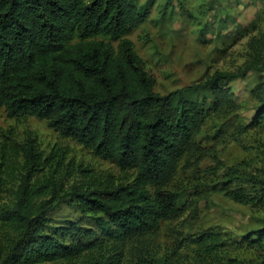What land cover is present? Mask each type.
Masks as SVG:
<instances>
[{
  "label": "trees",
  "instance_id": "trees-1",
  "mask_svg": "<svg viewBox=\"0 0 264 264\" xmlns=\"http://www.w3.org/2000/svg\"><path fill=\"white\" fill-rule=\"evenodd\" d=\"M147 19V3L135 0H0V109L9 118L44 119L59 135L132 172L129 182L114 183L79 169L84 179L70 188L68 204L90 224H52L45 212L60 199L64 177L29 184L42 158L27 138L26 175L13 200L0 203V264H243L240 249L264 251V166L226 167L220 180L230 200L259 215V226L240 240L205 229L182 241L187 253H161L147 240L162 220L178 215L179 196L165 187L181 159L195 156L206 119L236 108L229 83L247 70L264 71L261 34L249 42L242 69L215 70L160 95L127 37ZM200 91L211 99L199 100ZM250 94L252 125L264 126V77ZM12 144L0 145V159L19 156ZM4 188L0 173V201Z\"/></svg>",
  "mask_w": 264,
  "mask_h": 264
},
{
  "label": "rangeland",
  "instance_id": "rangeland-1",
  "mask_svg": "<svg viewBox=\"0 0 264 264\" xmlns=\"http://www.w3.org/2000/svg\"><path fill=\"white\" fill-rule=\"evenodd\" d=\"M147 3L148 19L127 37L143 61L145 70L155 80L154 90L164 95L212 75L215 70L235 72L250 58L249 42L264 34V0H135ZM264 64V52L261 55ZM264 77V71L247 70L244 77L232 80L236 108L208 117L195 138V156L186 154L166 189L178 194V215L159 223L147 236L155 251L183 249L182 241L205 230H220L240 240L259 226L256 213L230 200L220 180L226 167L241 164L258 171L264 166V126H253L256 101L250 90ZM209 101L206 91L198 92ZM33 140L42 158L40 169L28 173L31 184L62 179L59 200L50 203L45 212L52 224L78 219L89 226L69 205V190L82 183L79 169L96 174L104 182L126 183L132 172L118 168L111 161L96 156L90 148L63 137L34 116L9 118L0 109V145L12 144V154L0 159V173L6 188L1 204L13 200L14 191L26 175L21 145ZM217 167H220L217 169ZM52 177V178H51ZM46 196L44 199H49ZM244 245V243H243ZM129 242L124 252L131 250ZM243 264H264V251L258 247L238 251ZM48 264H75L64 260Z\"/></svg>",
  "mask_w": 264,
  "mask_h": 264
}]
</instances>
